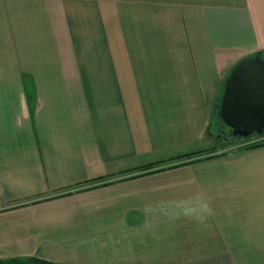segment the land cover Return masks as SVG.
Returning <instances> with one entry per match:
<instances>
[{
	"label": "crops",
	"instance_id": "1",
	"mask_svg": "<svg viewBox=\"0 0 264 264\" xmlns=\"http://www.w3.org/2000/svg\"><path fill=\"white\" fill-rule=\"evenodd\" d=\"M261 50L264 0H0V259L264 264V145L213 127Z\"/></svg>",
	"mask_w": 264,
	"mask_h": 264
},
{
	"label": "water",
	"instance_id": "2",
	"mask_svg": "<svg viewBox=\"0 0 264 264\" xmlns=\"http://www.w3.org/2000/svg\"><path fill=\"white\" fill-rule=\"evenodd\" d=\"M213 118L218 136L227 140L264 134V60L252 56L234 66L223 82Z\"/></svg>",
	"mask_w": 264,
	"mask_h": 264
},
{
	"label": "trees",
	"instance_id": "3",
	"mask_svg": "<svg viewBox=\"0 0 264 264\" xmlns=\"http://www.w3.org/2000/svg\"><path fill=\"white\" fill-rule=\"evenodd\" d=\"M252 56H258L260 57L262 60H264V50H261V51H258L256 52L255 54H252L250 55L249 57H252ZM225 80V79H224ZM223 80V82H224ZM223 82L220 86V89H219V92H218V95H217V98L219 97V94H220V91H221V88H222V85H223ZM217 98H216V103H217ZM213 127H216L215 126V120L213 118ZM262 137L264 136L261 135ZM226 137L225 135L221 136L220 138H224ZM231 141H237V140H233L234 138L233 137H229ZM250 139H244V140H238V142H246V141H249ZM247 143V142H246ZM264 143L260 142V141H253L251 143H247L243 146H241L240 148H237L238 151H243V150H249V149H253V148H257V147H260V146H263ZM217 156V155H216ZM216 156H212V157H216ZM212 157H209V158H212ZM158 171V170H157ZM152 172H155V171H152ZM152 172H149V173H152ZM106 184V183H105ZM104 184V185H105ZM59 196V195H58ZM0 264H56V263H52V262H49V261H46V260H43V259H39V258H34V257H28V258H9V259H0Z\"/></svg>",
	"mask_w": 264,
	"mask_h": 264
},
{
	"label": "rangeland",
	"instance_id": "4",
	"mask_svg": "<svg viewBox=\"0 0 264 264\" xmlns=\"http://www.w3.org/2000/svg\"><path fill=\"white\" fill-rule=\"evenodd\" d=\"M261 138V136L260 135H257L256 137H254V138H252V139H250L249 141H251V140H256V139H260ZM249 141H246V142H249ZM241 143H244V142H238V141H231L230 139H226V138H220V139H218V144H216L217 146H216V148L218 147V148H226V147H236V148H240V146H241ZM264 145V144H263Z\"/></svg>",
	"mask_w": 264,
	"mask_h": 264
}]
</instances>
